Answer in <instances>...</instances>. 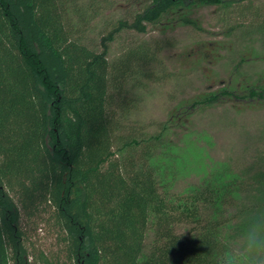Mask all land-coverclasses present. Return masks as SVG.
I'll return each mask as SVG.
<instances>
[{"label":"trees","instance_id":"obj_1","mask_svg":"<svg viewBox=\"0 0 264 264\" xmlns=\"http://www.w3.org/2000/svg\"><path fill=\"white\" fill-rule=\"evenodd\" d=\"M97 1L0 0V264H260L264 150L179 188L171 130L226 99L264 107V74H244L241 54L232 86L179 104L150 131L132 114L136 91L160 79L163 46L141 39L114 57L109 44L123 31L194 26L191 9L213 6L228 32L264 46V2L119 0L128 18L91 43ZM40 223L55 235L48 254L30 243Z\"/></svg>","mask_w":264,"mask_h":264},{"label":"rangeland","instance_id":"obj_2","mask_svg":"<svg viewBox=\"0 0 264 264\" xmlns=\"http://www.w3.org/2000/svg\"><path fill=\"white\" fill-rule=\"evenodd\" d=\"M263 2L254 0L253 3L257 6ZM94 7L96 15L90 18L85 34L91 43H97L112 22L129 16L128 9L119 0H98ZM91 11L87 10L86 16ZM189 16L196 25L178 24L173 29L161 25L145 34L123 31L109 44V54L114 57L141 39H151L163 46L156 65L160 81L148 82L136 91L137 109L132 114L136 122L147 125L150 131L155 130L156 122L166 120L179 104L206 90L232 86L236 78L232 67L239 55L246 60L244 72L241 71L250 79L264 74V46L254 37L246 39L228 32L230 23L222 22L220 10L213 6L195 7ZM233 40L244 41L233 43ZM203 42L209 43V47L206 59L198 62L196 52ZM171 131L180 188L185 183L198 181L208 170L219 168L224 162L237 166L263 151L264 107L256 102L226 99L195 108L180 128ZM38 225L28 234L30 243L48 254L55 235L44 223ZM260 264H264V254Z\"/></svg>","mask_w":264,"mask_h":264}]
</instances>
